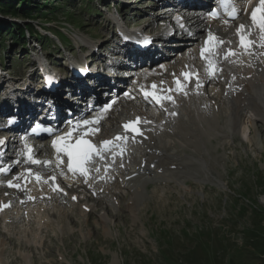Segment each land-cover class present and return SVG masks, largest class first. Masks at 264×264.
Segmentation results:
<instances>
[{"label":"rangeland","instance_id":"rangeland-1","mask_svg":"<svg viewBox=\"0 0 264 264\" xmlns=\"http://www.w3.org/2000/svg\"><path fill=\"white\" fill-rule=\"evenodd\" d=\"M124 1L118 2L119 8L137 13L131 22L140 15L142 23L152 21L155 27L158 16L165 18L145 7L149 0ZM4 2L9 4L5 9L0 5V19L12 32L0 31V58L15 71L31 57L17 46L18 33L26 26L52 35L49 30L57 34L60 23L75 52L91 36L103 41L112 33L108 19L114 11L106 9L110 0ZM14 10L19 13L11 16ZM226 29L221 33L228 36L231 30ZM41 43L38 38L34 53H40ZM53 44H58L56 37ZM189 47L195 49V44ZM185 56H172L169 65H180ZM240 76L236 91L220 83L206 90L209 101L203 115L210 122H196L197 104H192L193 111L180 104L176 115L151 124L157 134L145 150H134L135 157H154V163L145 165L153 167L148 172L105 184L96 197L78 190L79 198L90 200L69 204L68 195L64 205L55 199L33 204L26 219L14 223L0 216V264H264V99L255 100L250 91L264 80V73L248 78L242 70ZM219 88L228 90L227 98H220ZM253 100L263 111L255 118L245 112ZM141 105L121 98L114 116L131 108L144 113ZM163 129L180 136L164 137Z\"/></svg>","mask_w":264,"mask_h":264},{"label":"bare ground","instance_id":"bare-ground-1","mask_svg":"<svg viewBox=\"0 0 264 264\" xmlns=\"http://www.w3.org/2000/svg\"><path fill=\"white\" fill-rule=\"evenodd\" d=\"M194 9V8H193ZM250 13V12H249ZM158 15V14H157ZM156 15V16H157ZM160 17H166V13H163V12H161L160 14ZM138 19L137 20H140V19H142L140 16L139 17H137ZM141 21V20H140ZM140 21H137V22H140ZM152 23V21H149L147 24L149 25V26H151L150 24ZM163 25V24H162ZM104 45V44H103ZM106 45V44H105ZM165 64V63H164ZM161 66H163L164 68L163 69H166L167 68V66L166 65H161ZM261 78V77H260ZM256 79V78H255ZM168 86V85H167ZM255 89V91L257 90V87H255L254 88ZM262 90V88L261 87H259V91H261ZM121 95H124L125 97H127V98H129L130 96H129V93L128 92H121L120 93ZM119 96V95H118ZM118 96L116 97V100H118ZM220 100V99H219ZM260 100V99H259ZM256 103H257V101H256ZM108 105V104H107ZM111 106L112 105H109L107 108H108V110L111 108ZM252 107H254V109L255 108H257V104H255L254 103V105L252 106ZM262 110V109H261ZM258 112V110L257 111H255V114ZM259 113H261L260 111H259ZM108 117H110V116H108ZM135 117H137L136 116V114L135 113H131L130 114V116H127L126 118H124V119H122V122H120V124H123V122H126L127 120H129V119H133V118H135ZM163 119V118H162ZM197 121H205V119H203V118H201L200 116H198L197 115ZM87 120L88 121H90V124H85V123H79V124H77V125H75L74 126V128H76L77 130H79V134H82L83 135V133L84 132H86V130H88L89 128H92V130H94V128H95V126L97 125V123L95 122V119H93V118H87ZM209 120H211V119H209ZM116 122L118 123L119 122V120L117 121L116 120ZM170 122V121H169ZM207 122H208V120H207ZM82 130V131H81ZM107 140V139H106ZM106 140H104V141H106ZM103 141V142H104ZM51 146H47V147H45V146H43V142H39V148H41V149H39V151H41L43 148H45L46 150H47V152H49V155H47L48 157H41V156H39V157H36L37 156V154H38V152H37V149L38 148H36L35 150H33L32 152H31V150L30 151H27V153L28 154H30L29 156H27V154L25 153L24 155H23V157H22V163H21V165H20V168H19V172H21L22 171V173L23 172H26L29 168H31V167H33V168H38V169H44V168H46L47 166H53L54 168H55V170H56V173L60 176V177H62V178H66L67 179V175H65V174H61V172L64 170V166L63 165H59V164H57L56 163V160L58 159V158H62L63 156H65L63 153H56L55 152V150L53 151V149L56 147L54 144H53V142H51V144H50ZM61 145H62V147L64 146V145H67L65 142H64V139H61ZM114 147V144H113V142L112 143H109L108 145H104L103 143H101V145L100 146H97V148H98V151H100V148H102V151L103 150H108V149H110V148H113ZM25 152V151H24ZM23 152V153H24ZM33 157H35L37 160H38V162H37V164H35V165H32V163H31V159L33 158ZM171 157V156H170ZM48 162H50L49 164H47ZM89 162H91L89 159L87 160V163H86V165H87V167H88V163ZM174 164V163H173ZM156 166V165H155ZM173 168V167H172ZM90 169H91V167H90ZM148 172V171H147ZM147 172H146V174H147ZM150 174V173H149ZM13 181H15V182H19L20 181V178H15V179H13ZM35 205V204H34ZM38 205V204H37ZM33 206V205H32ZM36 207V206H35ZM25 210H26V208H25ZM25 210L23 211V213H22V215L21 216H24L25 215ZM67 211V210H66ZM33 212V211H32ZM18 213H19V210H18ZM17 213V214H18ZM28 214H30V213H28ZM12 216L10 215L9 216V219H11L12 221H14L15 222V220H16V216H14L13 218H11ZM25 218V217H24ZM26 219V218H25ZM19 221V220H18ZM21 221H23V219L21 220Z\"/></svg>","mask_w":264,"mask_h":264},{"label":"snow or ice","instance_id":"snow-or-ice-1","mask_svg":"<svg viewBox=\"0 0 264 264\" xmlns=\"http://www.w3.org/2000/svg\"><path fill=\"white\" fill-rule=\"evenodd\" d=\"M251 19L253 22L254 26H257L262 33H264V0H259V3L257 5L256 8L253 9L252 13H251ZM245 26L241 25L240 28L237 30L238 33H240V42H241V46L245 47V36L243 34V30H244ZM249 43H251L249 41ZM203 54V53H202ZM234 54V53H232ZM210 71L211 66H210ZM170 99V97H169ZM85 124H88V121H84ZM134 122H129L128 124H125L124 127L126 129L131 128L133 126ZM134 130V129H133ZM59 139H64V137H61ZM117 139H122V137H118ZM104 145H108L110 142L109 141H104L102 142ZM54 145L57 146V150L60 151L61 148L58 145V142L54 141ZM81 145H84V147H82ZM63 151H65L69 157V169L72 170L73 169V163L76 164V166L79 168V170L86 174V169L83 167V163L84 161L87 160L88 156L90 153L94 152L95 149L93 148L92 145L89 144V142L87 140H83V141H79L77 144L72 145V144H67L63 146ZM97 154H99L97 152ZM34 163L36 161H33ZM37 179H39V177H37Z\"/></svg>","mask_w":264,"mask_h":264},{"label":"trees","instance_id":"trees-1","mask_svg":"<svg viewBox=\"0 0 264 264\" xmlns=\"http://www.w3.org/2000/svg\"><path fill=\"white\" fill-rule=\"evenodd\" d=\"M26 3V2H25ZM7 4H9V3H6V2H4V0H0V5H2V8H4L5 9V7L7 6ZM3 9V10H4ZM11 11V10H10ZM5 12V11H4ZM19 12L17 11V10H14L13 11V15H15V14H18ZM44 13V12H43ZM23 14H24V12H23ZM4 23H5V25H7L8 26V22H6V21H3V20H1L0 19V26L2 25V27H0V31H1V29L2 30H5V31H8L9 33L10 32H12V30H10L8 27L7 28H5V26H4ZM16 25V24H15ZM33 27V26H32ZM32 27L30 28L31 29V31H33L34 29H32ZM29 27H25L24 29H20V31H19V36H20V38L22 39V38H25L26 39V30L28 29ZM33 33V32H32ZM38 33V32H37ZM38 35H40L39 33H38Z\"/></svg>","mask_w":264,"mask_h":264}]
</instances>
